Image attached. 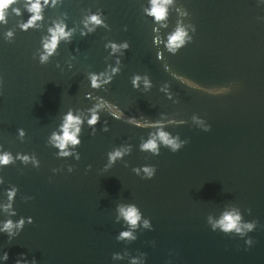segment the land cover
I'll return each instance as SVG.
<instances>
[{
  "label": "water",
  "instance_id": "obj_1",
  "mask_svg": "<svg viewBox=\"0 0 264 264\" xmlns=\"http://www.w3.org/2000/svg\"><path fill=\"white\" fill-rule=\"evenodd\" d=\"M16 7L23 15L10 12L0 25V145L13 155L34 154L40 167L17 160L0 169V205L7 203V189L19 190L17 215L0 210V222L35 221L11 243L0 235L7 264L20 253L39 264H130L145 257L147 264H264V6L258 0H174L168 19L156 23L145 14L150 0H62L27 32L20 29L29 16L26 0ZM95 12L104 14L107 27L82 36L85 17ZM58 21L76 34L41 65L42 41ZM180 24L197 31L172 55L167 38ZM125 42L130 48L123 54L106 47ZM116 67L111 83L91 87V73ZM135 75L147 76L151 87L140 82L134 88ZM192 85L232 91L214 96ZM102 100L112 107L100 109L94 130L87 124L89 109ZM68 112L85 121L83 143L74 150L79 160L59 158L49 143ZM194 117L205 119L211 131L199 129ZM155 124L189 143L178 153L141 151L160 130ZM128 146L131 154L108 166V153ZM144 166L156 167L155 178H141ZM129 204L155 230L141 227L135 241L121 242L119 233L129 227L117 222V209ZM234 208L257 222L251 249L239 237L211 230L210 219ZM114 253L125 259L113 260Z\"/></svg>",
  "mask_w": 264,
  "mask_h": 264
},
{
  "label": "clouds",
  "instance_id": "obj_2",
  "mask_svg": "<svg viewBox=\"0 0 264 264\" xmlns=\"http://www.w3.org/2000/svg\"><path fill=\"white\" fill-rule=\"evenodd\" d=\"M20 0H0V25H6L8 22V16L10 12H15L17 16L23 15L16 5ZM62 3V0H26V10L29 13L28 19L20 24V29L22 31H29L35 29L44 20V11L48 7H56ZM174 3V0H150V7L145 9V14L151 17L156 23H163L168 19L170 6ZM258 4L264 6V0H258ZM183 15H188L185 11ZM264 19V18H262ZM84 28L87 31H81L82 36H87L90 33H94L98 28L107 27L105 24V17L102 12H95L87 15L83 21ZM166 26V25H165ZM197 29L195 25L190 24L185 27L180 24L176 30L171 33L167 38L166 47L172 55H177L181 50L186 48L190 43L193 42L194 34ZM76 34L75 28H69L68 24L64 21L55 22L52 27L48 29V36L42 41V51L39 55V63L41 65H46L50 62L52 57H54L59 51V47L62 42L71 43L73 36ZM6 37L11 40L14 37V33L9 31L6 33ZM112 49L113 54L121 53L129 50L130 45L125 42L123 44L111 43L106 45ZM79 51V49H77ZM119 63V61H118ZM120 69L118 67L111 68L110 73H91L89 75V80L91 87L93 89H99L105 84L112 82V77L118 74ZM140 82H143L145 89L151 87V81L147 76L135 75L132 78V85L134 88H138ZM3 78L0 77V89L3 88ZM193 88L201 91H206L210 95L223 96L227 95L232 91V87H221L217 89H201L197 85H192ZM103 107L112 106L107 104L103 100L101 103L91 109H89L90 115L87 118V124L89 127L95 130L96 126L100 124V109ZM116 118H120L115 112L112 113ZM122 115V114H121ZM194 123L204 132H210L211 126L207 123L205 119L200 117H194ZM84 118L73 112H68L63 117V122L60 125L59 131L54 132L49 143L51 146L58 150L59 158H69L75 156L77 160L80 159L78 149L83 143L81 136L83 133ZM128 122L132 124H137L134 117H129ZM106 123V122H105ZM137 126H147V125H137ZM157 127L160 130L151 134L149 139L143 142L140 146L141 151L150 152L153 156H159L161 154V147L168 148L172 153H178L186 147L189 143L188 140H181L179 136H173L171 133L165 132L163 130L162 124L150 125ZM103 131L108 132L107 127L103 128ZM95 134V131L94 133ZM20 136L24 137L25 133L23 130L20 131ZM131 146L125 148H119L108 153V166L114 165L118 160H122L125 155L131 154ZM19 160L25 166L32 165L35 168L40 167V161L34 154H22L18 153L13 155L11 152L6 151L2 145H0V169L11 166ZM91 166H89L90 169ZM75 169L71 166L68 167V173H72ZM63 169H54L53 172L58 174L62 172ZM138 174L139 169L135 170ZM142 179L152 180L155 178L157 169L154 166H144L143 167ZM4 184V180L0 177V185ZM18 189L11 187L6 190L7 203L0 205V210L7 213L10 217L16 216L17 213L14 210L15 198L18 194ZM118 216L117 222L121 220L128 225V231H122L119 233L117 239L121 242L135 241L138 237L135 232L141 227L154 231V226L149 219L144 218L143 213L140 209L134 205H120L117 209ZM35 223L32 217H21L18 220L6 219L0 222V235H7L9 243L17 239L21 233L24 231L27 225ZM211 230L213 232H221L226 236L239 237L244 240L248 249H251L255 241L250 237V233H253L257 229V222L255 221H245L243 214L239 209H231L226 211L219 220H209ZM2 251V249H0ZM126 254L114 253L112 259L115 261H123ZM10 256L9 253L3 251L0 255V264H7ZM15 264H39L37 259L33 256L29 259L26 253H20L15 261ZM130 264H147V258H131Z\"/></svg>",
  "mask_w": 264,
  "mask_h": 264
}]
</instances>
